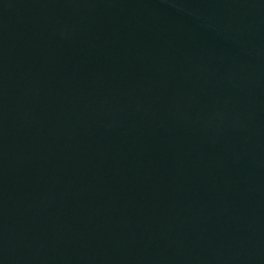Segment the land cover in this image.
Listing matches in <instances>:
<instances>
[{"label":"water","instance_id":"water-1","mask_svg":"<svg viewBox=\"0 0 264 264\" xmlns=\"http://www.w3.org/2000/svg\"><path fill=\"white\" fill-rule=\"evenodd\" d=\"M238 0H0V264H163Z\"/></svg>","mask_w":264,"mask_h":264}]
</instances>
